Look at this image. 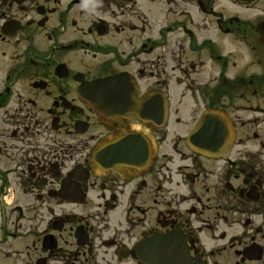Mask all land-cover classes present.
Here are the masks:
<instances>
[{"label": "flooded vegetation", "instance_id": "1", "mask_svg": "<svg viewBox=\"0 0 264 264\" xmlns=\"http://www.w3.org/2000/svg\"><path fill=\"white\" fill-rule=\"evenodd\" d=\"M0 264H264V0H0Z\"/></svg>", "mask_w": 264, "mask_h": 264}, {"label": "water", "instance_id": "2", "mask_svg": "<svg viewBox=\"0 0 264 264\" xmlns=\"http://www.w3.org/2000/svg\"><path fill=\"white\" fill-rule=\"evenodd\" d=\"M225 117L224 115L222 116L216 110L207 111L206 113L202 114L192 134V138L195 140L198 139L199 136L203 134L205 131L206 132L209 131L210 133H213L211 136L215 138H222L223 136H226V133L231 132L232 128L230 127V124L227 122V119ZM210 127H214V128L221 127L220 129L222 130V133H218L215 129H212ZM230 140L231 138L226 140V142H229Z\"/></svg>", "mask_w": 264, "mask_h": 264}, {"label": "rangeland", "instance_id": "3", "mask_svg": "<svg viewBox=\"0 0 264 264\" xmlns=\"http://www.w3.org/2000/svg\"><path fill=\"white\" fill-rule=\"evenodd\" d=\"M187 118L188 117H186V119L185 120H187ZM176 125H177V123H176V121H174L173 119L171 120V122H170V128L172 129V130H176L177 128H176ZM191 125V124H190ZM184 127V126H183ZM181 129H183V128H181Z\"/></svg>", "mask_w": 264, "mask_h": 264}]
</instances>
